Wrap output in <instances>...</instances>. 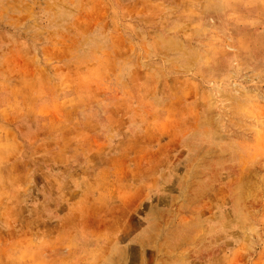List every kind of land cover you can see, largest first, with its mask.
Wrapping results in <instances>:
<instances>
[{
	"label": "rangeland",
	"instance_id": "374dc122",
	"mask_svg": "<svg viewBox=\"0 0 264 264\" xmlns=\"http://www.w3.org/2000/svg\"><path fill=\"white\" fill-rule=\"evenodd\" d=\"M0 264H264V0H0Z\"/></svg>",
	"mask_w": 264,
	"mask_h": 264
}]
</instances>
